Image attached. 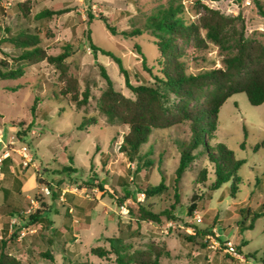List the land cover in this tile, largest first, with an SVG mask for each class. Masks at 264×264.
<instances>
[{"label": "rangeland", "instance_id": "1", "mask_svg": "<svg viewBox=\"0 0 264 264\" xmlns=\"http://www.w3.org/2000/svg\"><path fill=\"white\" fill-rule=\"evenodd\" d=\"M259 1L264 6V0ZM0 2V155L7 150L11 162L3 163L0 176V253L23 264H53L41 257L50 250L55 264H117L115 255L99 258L91 251L97 247L110 251L108 239L120 237L130 254H149L157 248L158 264H264V217L252 230L242 232L239 226L240 210L247 205L259 208L263 196L253 190L259 187L258 180L264 185V104L252 106L246 94L239 93L226 101L218 115V131L209 145L214 152L218 146L225 147L235 160H245L238 177L211 191L215 164L202 154L182 177L173 217L138 225L135 214L140 206L159 214L175 203V172L181 144L191 138L190 123L153 130L140 150L143 159L153 163L138 174V160L129 163L119 149L128 127L100 110L107 89L100 65L117 92L130 99L135 95L115 61L94 52L87 39L90 33L96 46L120 57L134 85L158 84L155 76H161L162 57L158 38L147 27L151 15L172 2L191 24L199 23L210 8L237 18L228 29L229 37L244 33L249 41L264 44V17L255 0H240V4L235 0ZM45 10L54 15L38 17ZM137 29L140 35L123 34ZM198 37L205 40L204 47H198L195 36L176 41L186 72L223 67L232 48L216 45L207 39L205 30ZM25 41L34 45L25 48ZM136 45L147 58V69ZM34 48L41 49L42 56L71 52L65 74L40 57L30 63L18 61L25 50ZM18 69L21 76L2 77ZM164 94L166 105L175 109L180 99L170 92ZM91 118L96 123L83 128L82 123ZM24 146L31 151L28 165L19 154ZM20 175L26 180L22 190L15 189L17 184L12 187ZM203 177L205 183H201ZM161 182L166 186L162 193L144 196L141 186ZM194 195L200 198L190 215ZM38 210L43 218L34 222L31 216ZM195 217L202 222L197 223Z\"/></svg>", "mask_w": 264, "mask_h": 264}, {"label": "trees", "instance_id": "2", "mask_svg": "<svg viewBox=\"0 0 264 264\" xmlns=\"http://www.w3.org/2000/svg\"><path fill=\"white\" fill-rule=\"evenodd\" d=\"M240 4V0H236ZM260 14L264 17V6L259 0H255ZM179 6L170 3L168 8L157 11L151 15L147 27L152 29L158 38L157 46L162 59L159 62L161 66V76H155L158 84H140L134 85L131 82L129 71L125 68L120 57L112 52L100 49L93 42L90 33L87 39L90 48L94 52H100L104 56L112 58L119 67L120 73L124 76L127 87L135 95V99L125 97L123 94L114 89V83L104 66L100 65L101 75L107 83V89L101 97V112L110 120H119L128 127L124 134L123 142L120 145V152L123 158L129 163H134L136 159V172L141 173L148 165H152L151 160H144L140 155V150L144 144L149 141V136L155 129H167L177 124L185 122L190 123L191 138L190 141L181 144L182 154L180 163L175 172L174 190L175 203L169 209L162 213H154L144 206H140L135 214V220L138 225L143 222H161V217H173L176 204L179 202V189L182 177L189 165L200 155H206L207 159L215 164V180L210 184L211 191H217L221 187L232 181L237 176L238 170L244 165L245 160H235L231 151L225 147L218 146V152H214L209 141L216 137L218 131V115L226 101L232 96L245 93L249 103L252 106L264 104V44L253 43L245 38L244 33H238L235 37H229L228 29L234 26L237 18L226 17L219 11L206 8L207 13L200 18L199 23H187L184 17L180 16ZM54 14L45 10L38 17H52ZM90 19L94 17L89 15ZM104 21V19H101ZM107 29L116 35V29L110 25ZM205 30L207 39L220 47H231V54L224 60L223 67H214L198 74H188L184 64L180 61V55L177 52L176 41L178 39L196 38L198 47L205 46V40L199 38L200 31ZM129 37L140 35L141 30L124 32ZM24 47H30L34 44L25 41ZM138 53L142 56V65L147 69V58L142 53L141 47L136 45ZM44 52L39 48L25 50L18 61L28 63L40 57L46 59L50 64H54L65 74V61L71 56V52L66 51L57 56H42ZM149 70V69H148ZM21 70L3 74L4 79H11L21 76ZM75 88V86H74ZM165 92H170L180 99L175 109L167 106ZM89 96L84 94V103H87ZM37 100V99H36ZM35 100V101H36ZM34 109V108H33ZM177 111V112H176ZM87 121V122H86ZM82 123L84 128L87 125L95 124L96 119H86ZM201 148V152L195 151ZM8 160H5L7 166ZM70 170V168H68ZM25 178L20 176L17 179L16 189L20 190L25 183ZM164 181V179L162 180ZM205 177L201 183H205ZM259 187L253 190V193H263L259 200L260 207L254 209L247 205L245 210H240L241 220L239 223L242 232L254 229L256 221L264 217V185L258 180ZM263 187V189H262ZM141 191L145 196L152 197L162 193L166 186L164 183L157 186H141ZM144 188V189H143ZM199 196L192 197V204L188 208L190 215L197 208ZM11 207V206H10ZM14 208V207H12ZM42 212L38 210L35 215L31 216L32 221L39 222L42 220ZM191 241V238H188ZM49 241V240H48ZM111 250L97 247L92 249V254L99 258H105L108 254L116 257L117 264H158L160 252L154 248L152 253L135 251L130 254L125 250L123 241L120 237L109 238ZM50 243V241H49ZM41 257L50 260L55 264L54 256L49 251L41 253ZM0 264H23L20 260L0 253ZM82 264H91L84 262Z\"/></svg>", "mask_w": 264, "mask_h": 264}, {"label": "built area", "instance_id": "3", "mask_svg": "<svg viewBox=\"0 0 264 264\" xmlns=\"http://www.w3.org/2000/svg\"><path fill=\"white\" fill-rule=\"evenodd\" d=\"M2 141V140H1ZM3 143V142H2ZM4 146V144H2ZM5 147V146H4ZM7 149V146L6 148ZM19 154L22 156L23 160H24V164L28 165V163L31 161L32 157H31V151H30V147L29 146H24L20 151ZM9 154L7 152V150L2 153L0 155V176L2 175V165L5 162L6 159H8ZM145 196V195H144ZM196 222L197 223H201L202 219L200 217H195ZM22 235L24 236L25 233H22ZM230 244V243H229Z\"/></svg>", "mask_w": 264, "mask_h": 264}, {"label": "crops", "instance_id": "4", "mask_svg": "<svg viewBox=\"0 0 264 264\" xmlns=\"http://www.w3.org/2000/svg\"><path fill=\"white\" fill-rule=\"evenodd\" d=\"M1 1V0H0ZM0 4H2L1 2H0ZM0 10H1V8H0ZM8 163H11V162H8ZM21 176V175H20ZM20 176H16V178L14 179V182H13V184H12V187L14 188V187H16V186H14L15 184H17V179H19V177ZM25 184H26V181H25V183H24V185L21 187V189L20 190H22L24 187H25ZM16 189V188H15ZM54 231V230H53Z\"/></svg>", "mask_w": 264, "mask_h": 264}, {"label": "water", "instance_id": "5", "mask_svg": "<svg viewBox=\"0 0 264 264\" xmlns=\"http://www.w3.org/2000/svg\"><path fill=\"white\" fill-rule=\"evenodd\" d=\"M235 2L237 3V1L235 0Z\"/></svg>", "mask_w": 264, "mask_h": 264}]
</instances>
